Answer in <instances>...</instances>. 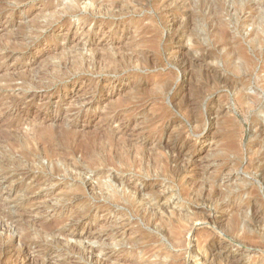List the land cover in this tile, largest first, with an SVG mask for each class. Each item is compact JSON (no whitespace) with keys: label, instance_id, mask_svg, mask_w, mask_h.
Wrapping results in <instances>:
<instances>
[{"label":"rangeland","instance_id":"1","mask_svg":"<svg viewBox=\"0 0 264 264\" xmlns=\"http://www.w3.org/2000/svg\"><path fill=\"white\" fill-rule=\"evenodd\" d=\"M245 3L250 8L236 10ZM222 30L229 45L219 42ZM255 31L264 39V0H0V264L264 259V240L244 237L264 225H230L223 208L226 198L240 202L254 187L262 191L257 207L264 214V180L253 165L264 150L258 132L264 129V45ZM230 80L245 83L251 109ZM184 99L193 117L176 106ZM121 128L130 147L155 165L152 176L137 174L144 163L118 170L110 162ZM232 137L239 162L227 151ZM164 140L181 151V166L190 159L182 180L169 152L158 149ZM194 170L234 191L194 205L222 218L216 224L148 225L149 194L117 184V200L102 186L118 176L140 189L147 183L174 193ZM124 190L138 206L122 199ZM166 205L193 210L177 195ZM251 213L247 208V221Z\"/></svg>","mask_w":264,"mask_h":264},{"label":"bare ground","instance_id":"2","mask_svg":"<svg viewBox=\"0 0 264 264\" xmlns=\"http://www.w3.org/2000/svg\"><path fill=\"white\" fill-rule=\"evenodd\" d=\"M12 5V4H11ZM239 6L236 7V10L238 11H242L243 9L246 8H250L249 3H245V4H238ZM106 9V8H105ZM233 9V8H232ZM114 10V8H113ZM112 10V11H113ZM96 12V11H95ZM189 12V11H188ZM81 13V12H80ZM108 13V12H107ZM115 13V12H114ZM109 14V13H108ZM191 14V13H190ZM260 18V17H259ZM88 19V18H87ZM12 30V29H11ZM255 33V37L257 40L256 42H260L262 45H264V39H260V36L257 37L258 35V31L254 32ZM225 30H222L219 32V42H223L225 45H229V42H226L225 39ZM16 38V37H15ZM20 38V37H19ZM17 39V38H16ZM23 40V39H22ZM255 42V41H254ZM19 43V42H18ZM2 46V45H1ZM19 46V45H18ZM115 46V45H114ZM118 46V45H117ZM9 48V47H8ZM7 48V49H8ZM20 48V47H19ZM6 49V50H7ZM5 50V49H4ZM3 51V50H1ZM249 52V51H248ZM8 53V51H7ZM110 54V53H109ZM243 57H246V55L243 52V49H240V52L238 53ZM12 55V54H11ZM107 55V54H106ZM205 55V54H204ZM202 55L204 58L207 55ZM5 56V55H4ZM183 56V54H182ZM105 57V56H104ZM123 57V55H122ZM186 57V56H185ZM3 58V57H2ZM210 58V57H208ZM1 59V58H0ZM180 60V59H179ZM188 60V59H187ZM182 62L183 64L186 61V59L182 58ZM227 64H230L229 61H226ZM190 63V62H189ZM191 64V63H190ZM68 65V64H67ZM62 70V69H61ZM236 80V79H235ZM235 80H230L229 85H232V89L236 92H234L235 94H237L238 96V100L246 105L247 109H251L252 103L251 101H249L250 96L246 93L245 91V83L242 82V85H240L238 82H236ZM11 81V80H10ZM226 81V80H225ZM239 81V80H237ZM135 88V87H134ZM136 89V88H135ZM232 90V91H233ZM138 91V89H137ZM138 94V93H137ZM188 99V98H186ZM255 102V101H252ZM191 103V102H190ZM179 105H176L180 108V110H188L187 112H189L190 115H192L193 117V113L191 108L189 107L187 100H182L180 103L178 101ZM196 104V103H195ZM191 105V104H190ZM186 108V109H185ZM184 112V111H183ZM120 115V114H119ZM115 116V115H114ZM112 117V116H111ZM196 117V115H195ZM120 118V117H119ZM122 118V117H121ZM194 119V118H193ZM197 119V118H196ZM159 120V119H158ZM160 121V120H159ZM168 121V120H167ZM49 124V123H48ZM12 125V124H11ZM18 125V124H17ZM20 125V124H19ZM126 125V124H125ZM15 126V125H14ZM11 128V127H10ZM18 128V127H17ZM20 128V127H19ZM18 128V129H19ZM158 128V127H157ZM13 130L15 128H12ZM11 129V130H12ZM122 129V128H121ZM17 130V129H16ZM165 130V129H164ZM125 129L123 128L122 130H120V135L118 138V141L113 140L112 142L114 143V145L116 146V150L114 156H111L109 161L112 162L115 167L118 170H124L126 167L128 168H133L136 167L137 163H144L145 164V169L143 171H138L137 174H140V176H152V169L155 168V165L151 163V161H149V159L147 158V155L142 152L139 151L136 152L134 150V148H131L130 145L128 144V141L126 140V136L128 135H124ZM103 132V131H102ZM259 132V136L262 135L263 138V134H264V129L261 127L258 129ZM4 133V132H3ZM59 133V132H58ZM2 134V133H1ZM118 134V133H117ZM9 135V134H8ZM100 135V134H99ZM5 136V135H4ZM115 136V135H114ZM155 136V135H154ZM163 136V135H162ZM171 136V135H170ZM206 136V135H204ZM178 137V136H177ZM14 138V137H13ZM129 138V136H128ZM143 138V137H142ZM174 138V137H173ZM1 139L2 138L1 136ZM0 139V140H1ZM157 139V138H156ZM166 139V138H165ZM170 139V138H169ZM205 139V138H204ZM5 140V139H4ZM9 140H12L11 138ZM163 140V139H161ZM173 140V139H172ZM171 140V141H172ZM7 141V139H6ZM5 141V142H6ZM145 141V140H144ZM197 141V140H196ZM4 142V143H5ZM220 142V141H219ZM262 142V141H261ZM19 143V142H18ZM139 143V142H138ZM186 143V142H185ZM52 144V143H51ZM42 145V144H41ZM146 145V144H145ZM243 145V144H242ZM258 145V144H257ZM1 146V145H0ZM157 146L158 149L161 152H165L166 150L167 152H169L170 154V158L169 160L173 163H175L174 166V176L176 179H183L187 176L186 171L189 169V163L190 159H188L187 161H185L184 166H181L182 164H180L179 162V156L182 154L181 151L177 150L176 151V147L175 143H170V140H164V141H158L157 142ZM177 146V145H176ZM55 147V146H54ZM244 147V146H243ZM242 147V148H243ZM2 148V147H1ZM41 148V147H40ZM49 148V147H48ZM147 148V147H146ZM53 149V148H52ZM181 149V148H180ZM264 149V148H263ZM55 150V149H54ZM59 150V149H58ZM227 151L230 152L231 154H233V159L235 160V162H239L240 158H241V149L239 146V143L237 141V139L235 137H232L228 144H227ZM21 152V151H20ZM24 152V151H23ZM22 152V153H23ZM186 152V151H185ZM259 153V152H258ZM25 154V153H24ZM176 154V156H174ZM173 155V157H172ZM4 156V155H2ZM9 156V155H8ZM183 156V155H181ZM180 156V157H181ZM14 157V156H13ZM20 157V156H19ZM191 157V156H189ZM21 159V158H20ZM161 157H157V161H161ZM7 160V159H6ZM184 160V159H183ZM233 161V160H232ZM184 162V161H183ZM219 162V161H218ZM41 164V163H40ZM201 164V163H200ZM81 165V164H80ZM174 165V164H173ZM192 165H196L192 162ZM253 165L254 167H256L257 173H259V178L261 180H264V150L261 151L260 155L258 156V159L256 162L253 161ZM47 166V165H46ZM82 166V165H81ZM200 166V165H199ZM228 166V165H227ZM248 166H250L248 164ZM84 167V166H83ZM169 167V165H168ZM192 167V166H191ZM204 167V166H203ZM251 167V166H250ZM47 168V167H46ZM9 169V168H8ZM81 170V169H79ZM98 170V169H97ZM96 170V171H97ZM104 170V169H103ZM107 170V169H106ZM82 171V170H81ZM171 171V169H170ZM167 172V171H166ZM173 172V171H172ZM194 176H192V178H190L189 183L186 182H182L180 185H178V190L176 192H166L164 189H162L163 191H160L157 189H155V187L152 185H148L147 183L143 185V188L140 189V187H138L135 184H132L130 182H125L124 180H122L121 177L118 176H114L113 180L115 183H113L112 181H110L108 178L105 179V181L102 183V186L104 187V189L106 191H112L114 192V195H116L117 200H119L121 197L117 194L118 190H117V184L118 185H126L129 188H132L135 190V192H138L139 195L141 196L142 194H149L150 196V207L152 209V211L149 212V214L146 215L145 217V222L148 225H185L186 222L189 221H203L205 223L208 224H216L217 222H219L222 218L219 217H212L211 215H208L207 213H205L204 211H198L196 209H194V205H201L204 203H212L213 201L215 202V200H218L219 198H224L225 195L227 194V191H232L231 189H227L224 190L223 189V184L220 183L219 181L216 180L215 177H211L208 176L205 173V171H198V170H194ZM49 173V172H47ZM120 173V172H119ZM51 174V173H50ZM171 174V172H170ZM49 175V174H48ZM117 175V174H116ZM169 175V174H165L164 176ZM52 177V174L50 175ZM113 176V175H112ZM170 176V175H169ZM173 176V174H172ZM172 176H170L171 178H173ZM166 178V177H165ZM221 178V177H220ZM63 179V178H62ZM65 179V178H64ZM70 179V178H69ZM152 179V178H151ZM154 179V178H153ZM159 179V178H158ZM223 179V178H222ZM112 180V179H111ZM156 180V179H155ZM163 180V179H162ZM174 180V179H173ZM66 181V180H65ZM127 181V180H126ZM167 181V180H166ZM188 181V180H186ZM258 181V180H257ZM47 182V181H46ZM164 182V181H163ZM232 182V181H231ZM260 182V181H258ZM80 184V183H79ZM231 185V184H230ZM190 186V187H189ZM232 186V185H231ZM258 186V185H257ZM227 187V186H226ZM261 187V186H260ZM229 188V187H227ZM127 189V188H126ZM167 190V189H166ZM230 192V193H231ZM262 191H260L258 188H249L248 192L246 191L247 194V198L246 199H242L240 202H237L234 198H226L227 200L225 201V205H224V209L229 212L231 214L230 219H229V224L230 225H240V224H244V225H264V214L261 213L260 209L257 207V204H263L262 199H263V194L261 193ZM124 195V197L122 198L123 200L128 201L131 205H135L138 206V201L135 197H132L130 194L126 193V190L122 191V193ZM120 194V195H121ZM138 195V196H139ZM175 195H177L178 197V203H181L183 205L186 204H190L192 205V212L191 211H184V210H179L176 208H172L171 206L166 205V203H168L170 201V199L172 197H174ZM236 195H239V193H236ZM103 198V196H102ZM119 198V199H118ZM140 198V197H139ZM164 201V203H162ZM216 203V202H215ZM3 205V204H0ZM113 205V204H112ZM205 205V204H204ZM4 207V205H3ZM120 207V206H119ZM251 208L252 209V213L251 216L249 218V220H246V216H245V211L247 208ZM121 208V207H120ZM199 208V206H198ZM124 209V208H123ZM10 211V210H9ZM111 211V210H110ZM139 211V210H138ZM1 212V211H0ZM146 212V211H145ZM166 214V215H165ZM227 218V217H226ZM140 219V218H139ZM137 220V219H136ZM138 221V220H137ZM198 221V222H199ZM197 222V223H198ZM201 223V222H200ZM140 225V224H139ZM192 225V224H191ZM221 225V224H220ZM218 226V225H217ZM163 227V226H162ZM217 228V227H215ZM236 228V227H235ZM163 228H161L162 230ZM254 230V232H253ZM50 231V230H49ZM167 232V230H166ZM163 232V233H166ZM187 232V231H186ZM185 233V232H184ZM256 234V235H255ZM5 235V234H4ZM11 237V234H7ZM13 236V235H12ZM250 236H252L253 238H261L262 240H264V228L261 231H257L255 229H248L247 232L245 233L244 237L246 239H249ZM4 237V236H3ZM9 237V238H10ZM251 237V238H252ZM3 239V238H2ZM233 239V238H232ZM7 240V239H6ZM13 241V239H12ZM238 241V240H237ZM236 241V242H237ZM3 242V241H1ZM21 242V241H20ZM235 242V241H234ZM197 243V242H196ZM239 243V242H238ZM1 244V243H0ZM5 244V243H3ZM170 244V243H169ZM241 244V243H239ZM22 245V244H21ZM215 245V242L214 244ZM243 245V244H241ZM4 246V245H3ZM247 246V245H246ZM25 247V246H24ZM17 248V247H16ZM27 248V247H26ZM188 248V247H187ZM211 248V247H210ZM221 248V247H220ZM8 249V248H6ZM29 249V248H28ZM169 249V248H168ZM189 249V248H188ZM218 249V246H214L213 251H212V255L216 256L218 255V253L216 252ZM253 249V248H252ZM255 249V248H254ZM262 249V248H261ZM5 250V249H4ZM3 251V250H2ZM10 251V250H8ZM195 251V250H194ZM211 251V250H210ZM230 251V250H229ZM257 251H261L260 249ZM16 252V251H15ZM262 255H264V250L261 251L260 253H262ZM9 253V252H8ZM21 253V252H20ZM23 254H26L25 252H22ZM192 253V252H191ZM197 253V252H195ZM226 253V252H225ZM2 254V253H1ZM0 254V255H1ZM6 254V253H5ZM4 254V256H5ZM3 255V254H2ZM20 255V254H19ZM228 255V254H227ZM226 255V256H227ZM18 256V254H17ZM16 259L18 260L19 258ZM24 256V255H23ZM22 256V257H23ZM26 256V255H25ZM225 256V255H224ZM236 256V255H235ZM2 257V256H1ZM240 258V257H239ZM238 258V259H239ZM3 259V258H2ZM22 259V258H21ZM25 259V258H24ZM172 259V258H171ZM15 260V259H14ZM13 260V261H14ZM20 260V259H19ZM214 260V259H213ZM22 261V260H21ZM25 261V260H24ZM21 262V264H23V262ZM216 261V260H215ZM238 261V260H237ZM26 262V261H25ZM126 262V261H125ZM207 262V261H206ZM214 262V261H213ZM248 262V261H247ZM130 263V262H129ZM232 263V262H231ZM235 263V262H234ZM28 264V263H27ZM207 264V263H206ZM258 264H264V259L262 258L261 261H259Z\"/></svg>","mask_w":264,"mask_h":264}]
</instances>
